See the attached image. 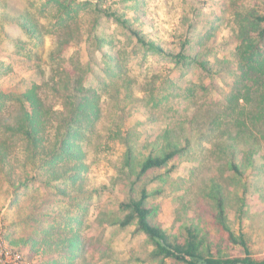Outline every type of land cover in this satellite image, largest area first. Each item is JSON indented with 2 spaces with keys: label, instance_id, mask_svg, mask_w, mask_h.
<instances>
[{
  "label": "rangeland",
  "instance_id": "374dc122",
  "mask_svg": "<svg viewBox=\"0 0 264 264\" xmlns=\"http://www.w3.org/2000/svg\"><path fill=\"white\" fill-rule=\"evenodd\" d=\"M236 1L68 0L76 8L68 30L54 0H0V142L7 154L0 163V247L20 254L19 264H186L154 258L136 224H118L126 215L121 204L142 189L153 224L179 238L195 224L212 252L243 256L215 224L206 196L213 180L229 200L231 231L264 257V133L251 159H236L242 176L226 150L239 132L228 108L236 75L223 65L235 45L220 43L240 30ZM253 1L243 0L251 8ZM113 14L163 51L143 47ZM185 40L192 43L188 67L168 54ZM194 59L216 67L210 74ZM34 86L47 109L41 136L50 153L60 152L59 127L73 109L68 96L77 88L91 92L98 117L82 127L87 169L77 185L52 180L45 165L52 156L28 160L22 135L9 127L21 111L17 99ZM174 143L182 154L140 176L150 154ZM73 238L80 244L74 253L65 248Z\"/></svg>",
  "mask_w": 264,
  "mask_h": 264
},
{
  "label": "trees",
  "instance_id": "16d2710c",
  "mask_svg": "<svg viewBox=\"0 0 264 264\" xmlns=\"http://www.w3.org/2000/svg\"><path fill=\"white\" fill-rule=\"evenodd\" d=\"M67 1L54 0L59 7L57 18L59 24L70 30L69 22L74 19L73 13L76 8ZM234 3L237 7L236 10L241 11L240 30L229 39H223L220 45L230 42L235 45L233 59L224 61L223 65L225 69L236 75L235 90L229 98L228 108L235 115L239 132L237 136H229L226 150L228 153L231 151L232 161L228 163L231 169L237 175L242 176L241 166L235 162L236 159L243 153L249 155V159H251L257 152L258 146H260L258 145L260 137L264 133V0L261 3L259 0H254L252 8L246 7L243 0H237ZM113 15L118 22L125 24L126 29L135 36L143 47L156 52L163 51L158 44L147 40L138 29L133 27L130 21L119 18L116 14ZM219 23L220 19L210 26H218ZM23 27L27 33L31 32L28 24H24ZM66 43L68 44L69 41ZM191 44L190 40H185L179 53L176 55L168 54L176 59L178 64L188 67L190 65L188 61L191 59L189 54ZM194 62H197L202 70L210 74L216 67V63L211 64L207 59H194ZM77 89L76 95L68 96L72 103V112L64 120L65 125L59 127L61 128V139L60 141L58 139L57 142V146L60 145L59 153H57V149L52 151L53 153L45 151L42 146L41 134L47 109L39 97L36 86L17 99L21 111L15 120L16 126H9L17 134L22 135V140L26 143L25 151L28 160L34 161L44 157L49 159V156H52V159L45 164L52 180H66V183L70 182L74 185L82 180V173L87 169L83 162L82 148L78 144V140L83 138L82 127L93 125L98 117L94 101L91 96H88L91 92L84 88ZM2 98L4 95L0 94V100ZM246 129L250 131L246 137L242 138ZM3 149L4 145L0 142L1 164L6 163L7 159V154L4 153ZM182 152L183 148L174 143L168 144L165 151L150 154L141 165L140 176L152 169L162 168ZM67 160H71V166H57L59 162ZM206 196L214 205L216 226L226 235L227 241L231 245L242 247L243 256H228L222 255L221 252H212L209 246H206L205 235L201 234L200 229L195 224L185 227L186 236L184 238L172 236L159 225L153 224V209L147 206L148 193L146 189L141 190L139 198L121 204V211L126 215L118 224L123 228L136 224V230L146 235L148 242L154 246L152 256L163 261L174 259L186 264H264V257H256L252 254L246 236L244 234L237 236L228 226L226 210L229 200L226 197L224 187L213 180ZM78 244V239L73 238L67 242L65 248L74 253L73 249H78Z\"/></svg>",
  "mask_w": 264,
  "mask_h": 264
},
{
  "label": "built area",
  "instance_id": "2783aa9c",
  "mask_svg": "<svg viewBox=\"0 0 264 264\" xmlns=\"http://www.w3.org/2000/svg\"><path fill=\"white\" fill-rule=\"evenodd\" d=\"M20 260V254L0 247V264H19Z\"/></svg>",
  "mask_w": 264,
  "mask_h": 264
}]
</instances>
